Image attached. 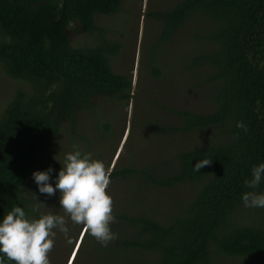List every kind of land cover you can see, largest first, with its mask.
<instances>
[{"label": "trees", "instance_id": "16d2710c", "mask_svg": "<svg viewBox=\"0 0 264 264\" xmlns=\"http://www.w3.org/2000/svg\"><path fill=\"white\" fill-rule=\"evenodd\" d=\"M122 3L0 0V71L19 83L0 107V215L13 205L33 214L38 193L27 194L25 184L65 121L75 127L78 110L95 109L93 114L104 121L106 130V118L93 100L131 99V79L111 67L121 45L94 22L96 14L112 15ZM150 16L163 23L167 34L192 17L203 18L205 28L195 36L206 47L191 57L189 67L206 70L207 94L212 99L209 112L174 109L176 123L160 122L155 130L190 134L213 129L214 135L211 144L178 148L159 165L139 167L130 162L111 167L110 180L136 179L142 181V190L183 184L196 189L166 222L142 212L114 214L110 227L116 239L108 242L106 251L112 259L115 251L123 253L122 259L133 253L147 255L114 264H207L214 243L221 254L237 258L239 264H264V208L247 207L252 222H234V212L244 209L240 194L249 190L242 181L250 176L252 165L264 161V0H181ZM69 29L97 33L96 43L73 46ZM159 65L152 56L150 72L155 79L162 76ZM237 121L247 130L237 128ZM75 140L70 138V146L79 144ZM202 158L211 159L210 164L194 171L192 164ZM255 191H264V180Z\"/></svg>", "mask_w": 264, "mask_h": 264}, {"label": "rangeland", "instance_id": "374dc122", "mask_svg": "<svg viewBox=\"0 0 264 264\" xmlns=\"http://www.w3.org/2000/svg\"><path fill=\"white\" fill-rule=\"evenodd\" d=\"M180 1L123 0L119 10L114 14L94 16L95 24L105 30L106 37L121 45L120 53L111 60V67L113 72L131 79V99L120 101L117 98L103 96L93 100V106L106 118L108 126L106 130L103 127L104 121L99 119L98 114H93L95 109L78 110L79 120L75 127L69 121L62 124L58 138L52 140L46 157L42 158L32 171L44 170L49 166L57 170L63 154L72 150L70 138L73 140L76 138L75 142L79 143L76 145L82 151L92 152L94 157L103 160L109 168L121 167L130 162L139 167L144 164L159 165L170 160L178 148L194 149L211 144L213 129L190 134H161L155 130V125L160 122L163 125L176 123L171 110L206 113L212 109V99L207 94L210 86L205 83L206 70L189 67L191 57L196 52H203L202 48L206 47V44L195 36L196 31L200 32L199 30L205 28L203 20L201 21L202 17H192L181 28L167 34L163 23L150 16L156 11H166ZM68 31L73 46L86 47L96 43L97 33L91 35L79 34L73 29ZM154 55L162 71L159 79H155L150 72V59ZM17 84L19 83L8 79L0 71L1 108ZM71 129L75 130L78 138L74 137ZM32 171L25 184L29 195L38 193L31 178ZM195 189V185L183 184L171 189L148 187L142 190V181L139 184L138 180L129 179L110 180L107 190L113 198V214L124 211L135 215L142 212L166 222L172 213L179 211L188 203ZM37 199L45 203L36 207V211L39 210L37 213L60 211L54 207L57 205V194L45 198V194L38 193ZM234 213L236 224L252 222L251 214H247V207ZM81 228L79 225L69 223L70 243L62 234L57 233L55 244L49 252L50 264H67ZM86 234L88 232L84 230L71 264H114V261L126 262L128 258L140 260L147 256L146 252L133 253L122 259L123 253L115 251L112 259L111 253L106 251V246L92 239L89 234L86 237ZM210 248L212 253L207 264L240 263L237 258L221 254L214 243L210 244Z\"/></svg>", "mask_w": 264, "mask_h": 264}, {"label": "clouds", "instance_id": "9594fccd", "mask_svg": "<svg viewBox=\"0 0 264 264\" xmlns=\"http://www.w3.org/2000/svg\"><path fill=\"white\" fill-rule=\"evenodd\" d=\"M236 127L247 130L242 121H237ZM71 149L63 154L61 161L56 160L60 165L57 170L49 166L31 173L38 193L45 194V198L57 194L54 207L59 212L36 213V207L45 203L34 194L33 214L26 212L24 207L13 205L0 215V264L5 261L11 264H50L49 252L57 233L71 242L69 223L83 227L102 246L116 239V233L110 227L115 220L113 198L107 190L111 168L76 144H72ZM210 162L211 159L207 158L196 160L192 164L193 170L199 172ZM249 172L250 176L242 181L249 190L240 194V200L244 207L264 208V191H255L264 180V161L252 165ZM83 233L79 238L82 239ZM73 258L74 255L67 264H71Z\"/></svg>", "mask_w": 264, "mask_h": 264}, {"label": "flooded vegetation", "instance_id": "af4514ba", "mask_svg": "<svg viewBox=\"0 0 264 264\" xmlns=\"http://www.w3.org/2000/svg\"><path fill=\"white\" fill-rule=\"evenodd\" d=\"M107 132V131H106ZM108 133V132H107ZM105 138V137H104ZM84 228L82 227L81 228V230H80V232H79V237H80V233L81 232H84ZM78 236H77V238H76V241H75V246L73 247L74 249L72 250V253L70 254L71 256L70 257H73V255L75 256V254H76V252H77V249H78V246H79V244L81 243L80 242V239L81 238H79ZM82 240V239H81ZM68 259H70V258H68ZM66 263H68V261L66 262Z\"/></svg>", "mask_w": 264, "mask_h": 264}]
</instances>
